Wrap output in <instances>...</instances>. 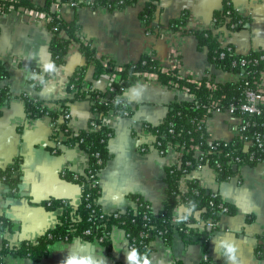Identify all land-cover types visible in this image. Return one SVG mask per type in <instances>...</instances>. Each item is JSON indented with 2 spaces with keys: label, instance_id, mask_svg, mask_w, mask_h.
<instances>
[{
  "label": "crops",
  "instance_id": "1",
  "mask_svg": "<svg viewBox=\"0 0 264 264\" xmlns=\"http://www.w3.org/2000/svg\"><path fill=\"white\" fill-rule=\"evenodd\" d=\"M147 1L138 0L122 9L84 2L74 6L67 1L59 6L52 3L51 10L59 12L67 21L77 18L81 25L80 38L90 41L98 56L123 65L149 54L164 70L178 66L181 75H190L194 80L212 75L217 82H238L242 76L240 72L225 71L211 63L207 50L198 48L192 30L211 29L224 45H232L239 54L264 51V0H158L149 25L151 29L144 26L140 16ZM33 2L43 7L47 0ZM226 2L246 20L239 29L215 22V12L222 10ZM182 16L186 18L184 26L169 29L171 20ZM49 25L48 15L37 10L12 8L0 14V62L7 71L0 80V87H6L9 93V98L0 105V172L16 161L20 163L21 172L17 196L10 195L0 175V217H6L14 226L13 230L0 231V249L4 243L16 246L23 240L34 241L58 224L62 208H49L44 204L49 199H68L78 206L82 187L63 177V172L69 169L84 173L89 166V154L82 147L66 146L63 132L54 133L56 122L51 115L32 117L27 109L25 96L37 98L50 111L60 113V120L62 101L69 97V79L85 63L80 43L72 41L64 63L45 80L46 87L28 86L29 83L37 85L38 79L46 73L42 64L39 66L41 57L52 60L53 32ZM32 70L38 73L36 80L26 81L25 72ZM86 79L100 90L109 88L112 80L107 74L95 76L93 66L88 68ZM262 82L264 84V78ZM137 92L142 96L136 95ZM126 96L134 104L133 114L109 113L103 119L114 133L108 143L111 156L99 171V203L106 212L126 210L136 206L133 196L139 195L158 214L167 198V168L180 162L181 153L170 147L166 154H161L155 146L156 135L147 130L145 124H160L171 103L190 101L194 95L162 83L154 74H144L126 91ZM68 109L69 126L76 132L87 128L89 120L95 116L88 99L73 101ZM238 124L239 119L230 110L213 113L206 123L210 140L234 139ZM58 141H62L59 146ZM56 148L60 151L56 152ZM234 172L221 181L215 169L202 165L186 175V184L187 179H197L203 188L233 205L235 212L221 216L218 228L208 240V251L204 250L202 241L188 240L179 233L173 235L170 243L154 238L149 253L151 264H225L214 252V241L225 238L238 245L240 264H264V162L238 165ZM179 205L182 215L184 204ZM196 217H200L199 212ZM111 242L108 251L99 241L79 237L71 241L58 240L50 245L48 256L40 261L8 255L6 262L60 264L74 252L80 256L92 254L95 260L105 257L107 264H127V255L133 249L125 230L114 227ZM217 251L222 250L217 248ZM138 259H141L139 254Z\"/></svg>",
  "mask_w": 264,
  "mask_h": 264
},
{
  "label": "trees",
  "instance_id": "2",
  "mask_svg": "<svg viewBox=\"0 0 264 264\" xmlns=\"http://www.w3.org/2000/svg\"><path fill=\"white\" fill-rule=\"evenodd\" d=\"M54 1L60 3L69 0H47L43 7L34 4L33 0H0V14L7 13L12 8H25L44 12L51 17L49 26L53 32L51 41L52 61L57 67L65 61V56L72 41L80 43L85 57V63L81 65L70 77L67 91L69 97L62 101V113L69 111V104L79 99H88L95 113L88 123L87 128L74 131L68 121L60 123V132H63V144L75 146L78 144L90 157L89 166L84 173H76L69 169L64 170L63 177L77 182L82 187L81 202L74 206L68 199L51 198L44 202L51 209L62 208L58 224L40 235L36 240H23L16 246L6 243L0 249V264H7L6 256L28 257L34 261H40L48 256L50 245L58 240L71 241L79 237L89 241H99L108 250H111V231L114 227L123 228L129 238L130 245L138 250L142 257L152 249L151 241L158 237L159 230L164 231L162 239L170 243L175 234L174 228L184 226L189 233L180 232L188 240L196 239L203 242L204 250L208 251V240L212 231L189 227L185 223L177 225L173 222L174 211L183 203L195 201L197 212L205 222H216L223 214L234 213L233 205L224 201L212 190L203 188L195 178L187 179L188 189L182 194L180 182L184 175L198 168L199 165H209L218 173L219 180L223 181L234 175V165L230 159L240 156V165H256L257 161H251L248 153L242 151V141L235 137L228 143L224 141H210L206 120L213 112L211 108L228 109L232 105L240 104L245 99L248 89L258 90L262 88V72L264 71V51H252L248 54H239L232 45H224L211 29L192 30L198 40V48L206 49L208 59L218 68L225 71L243 73L244 76L238 82H217L212 75L194 80L190 75L180 74L179 67L164 70L158 60L152 55L144 54L138 60L117 64L110 58L98 56L90 41L80 38L81 25L77 18L67 21L59 12H53L51 5ZM79 4L83 0H78ZM138 0H96L97 5H104L109 9H122L134 5ZM121 2V3H120ZM158 0H148L145 8L140 13L144 26L152 22ZM185 16L175 18L169 23V29L177 30L184 26ZM216 23L226 24L231 29H239L246 20L235 7L226 2L222 10L214 14ZM245 59L247 63L241 65ZM253 59H259L253 63ZM236 63V65H233ZM93 66L94 75H109L112 80L110 87L106 90L93 88L86 79L87 70ZM54 73L46 72L37 81L36 88L39 89L40 79L46 80ZM144 74H154L159 81L168 86H176L188 90L194 95L190 101H175L171 103L169 112L160 124H145L147 130L156 135L155 146L166 154L170 147L177 142L182 143L185 150L181 156L180 163L167 168L166 176V201L163 210L156 214L153 212L149 202L139 195L133 199L137 206L126 210H115L106 212L99 203L101 186L99 183V171L106 165L110 158L108 149L109 139L113 136V129L103 123L104 117L113 113L118 116H130L134 112V104L127 98L126 91L137 82ZM7 75L4 65L0 62V80ZM9 98L6 87H0V105ZM27 109L32 117L49 114L54 122L59 120L60 113L50 111L42 105L37 98L25 96ZM118 101V102H117ZM126 113V115L124 114ZM235 115H243L244 120L255 118L264 121V108L257 116L242 114L235 111ZM203 150L205 155L196 157L197 150ZM146 151V147H143ZM56 152L60 148L55 149ZM229 154V155H228ZM1 178L9 187L11 196L19 195V184L21 182L20 163L16 161L13 165L1 170ZM97 180L98 183H94ZM220 204L228 207L224 210ZM195 221L196 216L191 218ZM13 230L12 222L6 217H0V231ZM90 230V233H86Z\"/></svg>",
  "mask_w": 264,
  "mask_h": 264
},
{
  "label": "built area",
  "instance_id": "3",
  "mask_svg": "<svg viewBox=\"0 0 264 264\" xmlns=\"http://www.w3.org/2000/svg\"><path fill=\"white\" fill-rule=\"evenodd\" d=\"M69 2L74 6H77L79 3L78 0H69ZM82 2L87 3L88 5H91V6H96V3H97L96 0H83ZM53 3H55L56 6H59L61 4L58 1H54ZM48 17L50 21L51 17L50 16ZM260 58H264V55H262ZM259 61H260L259 59L252 60L253 63H258ZM246 63L247 61L245 59L241 61V65H245ZM233 65H236V63H233ZM241 76L243 77L244 74L241 73ZM263 78H264V71L262 72V80ZM261 83L262 85H264L262 81ZM263 108H264V93H263L262 88H260L258 90L248 89L245 94V99L242 103L237 104V105H232L228 109H226V110H230L232 114L239 119L237 137H239L240 140L242 141V151L245 153H248L249 159L251 161H257L258 163L264 162V121H259L255 118L251 119V117L248 120H244L243 115H235L234 112L240 111L242 114H249L250 116L255 117L262 112ZM211 110L213 113L224 111L219 108H211ZM70 118H71V115L69 111L65 110L61 114V119L56 121V123L54 124V127H53L54 133L55 134L60 133V127H59L60 123L62 121H69ZM207 119L203 121L207 123ZM210 141L212 142L213 140H210ZM214 141H224L226 143L229 142L227 140H214ZM57 143L59 146L62 144V141H58ZM173 147L177 148L180 151L181 156H182L185 150L182 143L177 142L175 146ZM159 151L161 152V150ZM205 153L203 150L198 149L195 156L196 157H199L200 155L204 156ZM241 159L242 158L240 156H236L235 158L230 159L229 162L232 163L233 165L235 164L240 165L239 163L241 162ZM201 166L202 165H199L198 168ZM186 177L187 176L184 175L180 182V185H181L180 189H181L182 194L188 189L187 184H186ZM94 183H98L97 180H95ZM220 205L221 207L224 208V210L228 211V207H225L223 204H220ZM174 214H175V211H174ZM219 223H220L219 220L216 222H205L201 219V217L199 218L196 217L195 221H193L190 218V220L185 224L189 227H196L201 230L206 229L207 231H212L213 233L218 228ZM174 231L175 233H179V234L182 231L185 233H189V231L184 226H177L174 228ZM86 233H90V230H87ZM163 234H164V231L162 230H159L157 232V235L159 238H162ZM130 247L131 249L133 248L131 245ZM204 259L205 260L207 259V255L204 256Z\"/></svg>",
  "mask_w": 264,
  "mask_h": 264
},
{
  "label": "clouds",
  "instance_id": "4",
  "mask_svg": "<svg viewBox=\"0 0 264 264\" xmlns=\"http://www.w3.org/2000/svg\"><path fill=\"white\" fill-rule=\"evenodd\" d=\"M42 64L43 71L48 73H55L58 70L57 65L51 59H43L41 57L39 61V66ZM37 71L32 70L30 72L26 71L24 76L26 81H35L37 77ZM40 86L42 89L46 87V81L41 78ZM30 88H35L36 85L34 83H29ZM136 95L142 96L141 93L137 92ZM118 102V101H117ZM126 115V113H124ZM181 205L177 207L175 210V214L173 217V222L177 225L187 223L190 218L198 216L197 212V203L195 201H188L186 205H184L183 214H180ZM214 252L216 255L225 261V264H240L238 253V245L228 239H220L214 241ZM217 248H220L222 251L218 252ZM132 252L127 255V264L128 262H135V264H151L147 254H145L141 259H138V250L136 248H132ZM92 254H88L86 256H80L79 253L70 252L69 255L60 262V264H107V260L105 257H101L100 260L93 259Z\"/></svg>",
  "mask_w": 264,
  "mask_h": 264
},
{
  "label": "water",
  "instance_id": "5",
  "mask_svg": "<svg viewBox=\"0 0 264 264\" xmlns=\"http://www.w3.org/2000/svg\"><path fill=\"white\" fill-rule=\"evenodd\" d=\"M233 167H234V170H236L238 168V165L235 164Z\"/></svg>",
  "mask_w": 264,
  "mask_h": 264
}]
</instances>
